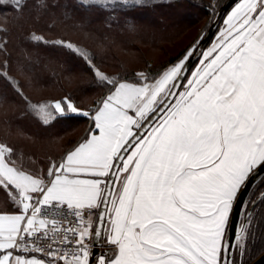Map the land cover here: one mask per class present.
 <instances>
[{
	"label": "snow or ice",
	"instance_id": "6c2138e0",
	"mask_svg": "<svg viewBox=\"0 0 264 264\" xmlns=\"http://www.w3.org/2000/svg\"><path fill=\"white\" fill-rule=\"evenodd\" d=\"M82 2L115 11L146 0ZM7 4L19 14L28 7ZM222 19L210 46L195 39L172 62L131 77L56 41L105 92L88 108L69 96L33 102L0 62V78L45 124L69 113L88 121L78 142L38 169L0 142V264H246L249 226L235 243L230 228L238 205L254 206L257 194L264 203V0H238Z\"/></svg>",
	"mask_w": 264,
	"mask_h": 264
},
{
	"label": "trees",
	"instance_id": "16d2710c",
	"mask_svg": "<svg viewBox=\"0 0 264 264\" xmlns=\"http://www.w3.org/2000/svg\"><path fill=\"white\" fill-rule=\"evenodd\" d=\"M218 1L220 5L217 11L224 2ZM40 3L41 0H27L28 7L22 14H19L7 2H0V41H5L7 45L6 52L0 51V62L7 59L10 67L12 66L16 71L21 73L23 69L22 75L28 82L40 84L45 88L53 85L59 91L67 90L65 85L70 75L72 77L80 75L82 81L73 92L75 94H89L99 87L92 83L93 73L86 61L79 54L56 41L70 40L87 48L94 55L96 65L103 71L113 75L118 72L127 73L131 77L137 71H155L161 65L172 62L197 38L198 30L203 29L205 35L216 17L209 12L212 8L211 0H146L142 6L115 11L104 9L98 4L85 6L82 0H43V3L47 5L46 8L39 7ZM222 21L208 46L214 40ZM153 27L156 31L150 29ZM190 31L195 33L193 38L177 49L175 43L181 40L183 34ZM33 32L43 34L47 42L32 40ZM71 33L76 37H72ZM138 43L154 46L162 51L165 50L162 48L164 45L176 47L177 50L170 54L166 49L165 53H162L164 54L163 60L156 63L153 58L144 54ZM117 45L123 52L136 51L142 54L140 65L136 69L127 67L121 61H115L110 50ZM100 60L104 61L108 68L112 69L113 63L118 67L112 71H106L100 66ZM107 61L110 62L107 63ZM110 64L113 66H109ZM11 74L15 76L12 70ZM2 80L4 79L0 78V111L6 105L14 107V114L3 118V127L13 125L16 128H23L25 123H29L37 128L33 120L25 121L24 112L28 115L33 114L26 109L24 100L15 89L6 85ZM78 102L79 100H76V104L84 108ZM55 121L62 123V127L57 132L51 134V130H41L44 135H53L56 141L61 140L73 127L86 128L88 122L80 115H66L56 118ZM35 122L38 121L35 120ZM0 128H2L1 125ZM24 130V134L30 138L41 137V132L35 134L31 129ZM78 138L79 135L74 137L68 143L70 146H65L63 151L74 145ZM0 142L3 140L0 139ZM258 197L257 194L252 199L256 200ZM250 206L251 203L247 204L245 211ZM247 225L250 229L248 238L250 255L244 257V260L246 264H250L264 252V203L259 202L255 206Z\"/></svg>",
	"mask_w": 264,
	"mask_h": 264
},
{
	"label": "rangeland",
	"instance_id": "374dc122",
	"mask_svg": "<svg viewBox=\"0 0 264 264\" xmlns=\"http://www.w3.org/2000/svg\"><path fill=\"white\" fill-rule=\"evenodd\" d=\"M211 1H212V5L215 4V6H216L215 10L217 11L218 6L220 5V3H218L219 1L218 0H211ZM221 1H224V0H221ZM0 2H7V0H0ZM230 10H231V8H230ZM209 12H210V14H212V8L209 9ZM221 26H223V21H222ZM150 29L156 31L155 27L150 28ZM197 32H199V34H198L196 39H202L205 31H203V29H200ZM194 35H195V33L194 32L192 33V31H190L189 33L183 34L181 40H179L177 43H175L177 45V49H179V47H182V45L186 44V42H190V40L193 38ZM216 35L214 37V40L216 39ZM72 37L75 38L76 37L75 34H72ZM141 44L142 43H138V45L144 51V54L147 57L149 56V57L153 58L156 61V63L161 62L163 60L164 54H162V53H165L166 49L169 50L170 54L175 53L177 50L176 47L172 48L171 46L164 45V47H162V48H163V50L164 49L165 50L162 51V50H159V48H157V47L145 46V45H141ZM118 46L119 45L114 46L110 50V54H112V57H114L115 61H117V60L121 61L127 67L136 69L140 65L139 61L141 59L142 54L140 52H136V51L123 52V50L121 48H119ZM73 52H75V51H73ZM99 62H100V66L106 71H112V69L114 70L118 67V66H116L115 63H113L114 66L111 64L109 65L111 67L113 66V68L111 69V68L106 67V64L104 63V61L100 60ZM108 62H110V61H107V63ZM11 70H12V73H14V75L17 77L16 79L17 80L19 79L18 81H20V83L22 84V86L24 88V92L31 99L36 100V101H45V100H49V99L60 98L61 95L66 94L65 96H69L73 100H75V99L79 100V102H78L79 105H81V106L83 105L84 108H88V107H91L92 104L96 100H98L104 93V90H102L101 88H98L91 93L89 92V94H84V93L83 94H75V93H73L82 81V76H80V75L73 76V77L70 75V77L68 78L67 83L65 85L67 90L59 91L56 88H54L53 85L48 86V88H45V87L40 86V84L30 83V82H28V80L26 79L25 76H23L20 72L16 71L12 66H11ZM83 80H84V78H83ZM2 81L4 83H6V85H8L14 89V87L12 86V84L10 82H7L5 79ZM76 100H75V102H76ZM5 104H7V103L5 102ZM13 114H14V107L13 106H9V105L7 106L6 105V106L2 107V109L0 111V125L2 126V128H0V139L4 140L5 142L11 141L18 149L23 150V152H25L27 154H32V156L39 158L40 160H42L43 158L46 159L48 157H54L55 158L57 156V154H59V152H61L65 146H67V147L70 146V145H68V143H70L74 137H76L77 135H79V137H80L83 134L84 130H86V128L73 127L70 129L71 131L69 133L65 134L61 138V140L56 141L54 139L53 135L52 136L51 135H44L42 130L43 129L44 130L48 129L47 131L51 130L52 131L51 134H53L54 132H57L60 129V127H62L61 122L55 121V119H54L55 122L53 123V125L52 124L48 125L47 128L44 126L42 127V125L39 124L42 120L41 119L38 120V118H36V116L33 113H31L33 115H28V116L24 115V118H26L25 121L28 122L30 120H33V122L36 123L37 128H34L29 123L28 124L25 123V126L23 128H18V127L16 128L13 125H10L8 127H3L4 126L3 118L5 116H12ZM66 115H68V114H66ZM59 117H62V116H59ZM35 120H37L39 122H35ZM24 129H31L34 131L33 133H35V134H37L36 132H41V135H40L41 137L38 139L30 138L29 136H26L24 134V132H23ZM4 132H6V133H4ZM246 206L247 205L244 206L242 217H244L245 214L247 213V211H245Z\"/></svg>",
	"mask_w": 264,
	"mask_h": 264
},
{
	"label": "water",
	"instance_id": "95a60500",
	"mask_svg": "<svg viewBox=\"0 0 264 264\" xmlns=\"http://www.w3.org/2000/svg\"><path fill=\"white\" fill-rule=\"evenodd\" d=\"M238 0H224L222 5L219 7L216 17L212 24L210 25L209 29L205 33V35L202 38L203 46L207 47L211 39L213 38L216 29L222 20V17L230 10V8L236 3ZM248 194H245L244 199L247 200ZM257 203L253 206L248 208L247 213L245 214L244 218L242 219V214L244 210L245 204L238 205L233 212L232 220H231V228H230V236L232 237L233 243H235V232L237 229H239L242 226L247 225L250 214L252 210L255 208V206L260 202L259 197L256 199ZM95 251L99 252L102 251L99 247L95 249ZM250 264H264V252L261 253L254 261H252Z\"/></svg>",
	"mask_w": 264,
	"mask_h": 264
},
{
	"label": "crops",
	"instance_id": "0c3cea01",
	"mask_svg": "<svg viewBox=\"0 0 264 264\" xmlns=\"http://www.w3.org/2000/svg\"><path fill=\"white\" fill-rule=\"evenodd\" d=\"M23 115H25V116H28V114L27 113H24ZM68 115H78V114H75V113H69ZM61 116H65V115H61ZM79 116V115H78ZM36 118H38V120L40 119L39 117H37L36 116ZM41 121V120H40ZM39 122V121H38ZM53 123H54V120L53 121H50L49 123H47V124H45L44 122H40L39 124L40 125H42V127L44 126V127H46L47 128V126L48 125H53ZM87 126H88V122H87ZM87 126H86V130H84V132H83V134L78 138V140L76 141V142H78L79 140H80V138L82 137V136H84L85 135V133H86V131H87ZM3 142H5L4 140H3ZM7 143H9V144H11V145H13V146H15L11 141H9V142H7ZM16 147V146H15ZM17 148V147H16ZM18 149V148H17ZM19 151H22L23 152V150H21V149H18ZM66 151V149L63 151H61V152H59V154H57V156L55 157V158H59L64 152ZM24 153V155H25V160H24V163H25V165L26 166H32V161L31 160H29L28 159V157H32V159L33 160H35V161H37V163L34 165V167H36L37 169L39 168V167H41V166H44V165H46L47 164V162H48V158H43L42 160H40L39 158H36V157H34V156H32V154H27V153H25V152H23ZM4 207V204H3V193H0V208H3ZM38 255V254H37ZM39 256H41V258H45V257H43L42 255H39ZM61 264H63V263H61Z\"/></svg>",
	"mask_w": 264,
	"mask_h": 264
},
{
	"label": "built area",
	"instance_id": "2783aa9c",
	"mask_svg": "<svg viewBox=\"0 0 264 264\" xmlns=\"http://www.w3.org/2000/svg\"><path fill=\"white\" fill-rule=\"evenodd\" d=\"M62 235H63V233H57V236H62ZM47 243L48 242L45 243V246H47ZM50 243L53 244L55 247H64L63 243L59 240H56V239L51 240ZM37 254L43 256V254H39V253H37ZM61 255H63V254L61 253ZM61 263H63V262L61 261Z\"/></svg>",
	"mask_w": 264,
	"mask_h": 264
}]
</instances>
